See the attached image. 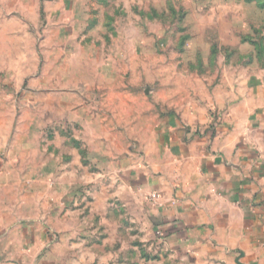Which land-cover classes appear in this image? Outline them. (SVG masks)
<instances>
[{"label": "rangeland", "instance_id": "1", "mask_svg": "<svg viewBox=\"0 0 264 264\" xmlns=\"http://www.w3.org/2000/svg\"><path fill=\"white\" fill-rule=\"evenodd\" d=\"M241 72L264 0H0V264H189L112 180L173 178L168 126L209 149Z\"/></svg>", "mask_w": 264, "mask_h": 264}, {"label": "crops", "instance_id": "2", "mask_svg": "<svg viewBox=\"0 0 264 264\" xmlns=\"http://www.w3.org/2000/svg\"><path fill=\"white\" fill-rule=\"evenodd\" d=\"M240 74L228 83L230 129L218 128L209 149L189 138L194 132L168 126L161 138L179 163L173 178L152 168L112 180V199L142 214L163 247L189 264H264V73Z\"/></svg>", "mask_w": 264, "mask_h": 264}, {"label": "water", "instance_id": "3", "mask_svg": "<svg viewBox=\"0 0 264 264\" xmlns=\"http://www.w3.org/2000/svg\"><path fill=\"white\" fill-rule=\"evenodd\" d=\"M239 264H243V263L240 262Z\"/></svg>", "mask_w": 264, "mask_h": 264}]
</instances>
